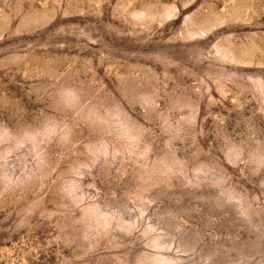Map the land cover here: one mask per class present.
Here are the masks:
<instances>
[{
  "label": "rangeland",
  "instance_id": "rangeland-1",
  "mask_svg": "<svg viewBox=\"0 0 264 264\" xmlns=\"http://www.w3.org/2000/svg\"><path fill=\"white\" fill-rule=\"evenodd\" d=\"M0 264H264V0H0Z\"/></svg>",
  "mask_w": 264,
  "mask_h": 264
}]
</instances>
